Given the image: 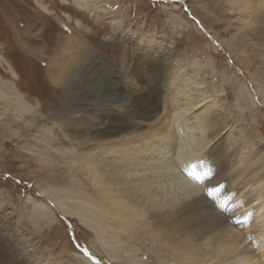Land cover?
Here are the masks:
<instances>
[{
  "label": "rangeland",
  "instance_id": "1",
  "mask_svg": "<svg viewBox=\"0 0 264 264\" xmlns=\"http://www.w3.org/2000/svg\"><path fill=\"white\" fill-rule=\"evenodd\" d=\"M228 1L232 0H0L1 263L86 264L81 256L90 264H156L158 259V264H168V259L178 264H245L233 263L229 256L220 263L209 260L217 252L205 246L197 249L181 237L179 228H186L188 221L147 228L130 219L124 227L113 224L118 233L110 234L98 230L90 213L81 214L83 219L73 214L85 201L63 199L70 210L64 215L44 197L43 188L59 194L76 188L81 179L94 203L114 211L98 189L88 187L90 181L101 185L107 178L103 168L88 155L89 149H80L73 129L64 128L49 106L55 102L59 109L64 99L93 117L104 98L112 103L127 97L124 79L138 64L147 66L144 72L152 78L144 98L153 100L155 79L164 82L167 75L178 83L185 81L194 96L211 102L213 123L224 136L210 160L217 172L230 156L234 160L236 191L228 197H235L239 213L229 229L242 240L237 249L253 243L258 254L257 238L250 231L260 221L258 214L264 213L255 211L264 202V107L249 79L254 77L264 90V45L240 27ZM181 14L195 29L185 26ZM34 31L38 33L33 36ZM70 38L83 44L82 55L63 84L51 85L45 69L54 44ZM240 86H246L251 101H242ZM75 152L86 154L73 164L74 173L67 163ZM44 206L47 216L38 210ZM219 214L216 222L222 219Z\"/></svg>",
  "mask_w": 264,
  "mask_h": 264
},
{
  "label": "bare ground",
  "instance_id": "2",
  "mask_svg": "<svg viewBox=\"0 0 264 264\" xmlns=\"http://www.w3.org/2000/svg\"><path fill=\"white\" fill-rule=\"evenodd\" d=\"M228 3L240 27L247 29L255 40L264 45V0H232ZM190 7L205 26V20L192 5ZM170 19L180 25H183V21L189 29H195L184 14L180 15L182 21L173 16ZM37 33L34 31L33 36ZM243 36V39H246L245 33ZM54 45V55L49 58L45 75L51 85L58 86L75 72L84 47L80 41H74L73 38L67 41L57 40ZM144 66L138 64L136 69L127 73L128 77L124 79L129 85L127 97L112 103H107L104 98L100 103L102 108L96 111L93 117L86 114L85 109L82 110L79 105H68L64 99L59 109L55 102H51L49 106L51 115L61 119L64 128L73 129L75 137L80 139V149H89L88 155H94L98 166L103 168L107 178L101 185L95 180L90 181L88 187L93 191L98 189L114 211L94 203L88 190L81 186V179H77L76 188L72 186L59 194L45 191L43 188L44 197L49 199L56 209L63 211L64 215L69 214L70 210L65 209L67 203L64 205L63 199L77 198L85 201L82 205L78 202L80 206L76 207L73 214L83 219L81 214L90 213V218L97 223L98 230L110 234L118 233L116 230L114 232L112 226L124 227L131 223L128 221L130 219H135L147 228L169 227L173 225L170 222L172 220L174 224L188 221L186 228H179L184 232L181 237L189 243H194L195 247L198 246L197 249L205 246L206 250L217 252L209 260L220 263L229 256L235 259L233 263L240 261L245 264H264V213L257 215L260 217L259 223L252 225V231L249 229L257 238V255L251 246L253 243L242 250L237 249L242 240L236 235V231L229 229V222H234L239 213L235 211V197H228V194L235 190L234 160L230 156V159L225 161L227 166L218 172L214 169L215 161L210 160L214 149L224 136L223 130H219L213 123L211 102L205 97L199 99L194 96L185 81L178 83L179 79L167 75L164 82L155 79L157 90L154 99L144 98L143 91H147L146 86L152 80L144 72L147 67ZM251 79L249 81L252 82V87L264 107V90L262 91L254 77ZM10 88L13 89L12 86ZM170 90L174 92L172 101ZM240 92L243 102L251 101L246 86H240ZM12 94L22 102V97L17 92ZM75 154V158L67 163L68 170H73L74 173L76 171L73 164H78L80 157L86 152ZM45 206L38 209L43 216L49 215ZM260 209H264L263 201L255 211ZM217 213L222 214L219 222L215 221ZM79 258L90 264L81 256ZM1 262L0 264H6ZM159 262L158 259L156 264ZM171 262L179 263L168 259V264ZM202 262L204 260H201Z\"/></svg>",
  "mask_w": 264,
  "mask_h": 264
}]
</instances>
